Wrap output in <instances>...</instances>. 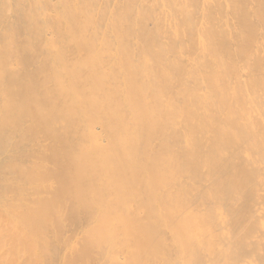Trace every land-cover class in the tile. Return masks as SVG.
<instances>
[{"label":"bare ground","instance_id":"6f19581e","mask_svg":"<svg viewBox=\"0 0 264 264\" xmlns=\"http://www.w3.org/2000/svg\"><path fill=\"white\" fill-rule=\"evenodd\" d=\"M0 264H264V0H0Z\"/></svg>","mask_w":264,"mask_h":264}]
</instances>
